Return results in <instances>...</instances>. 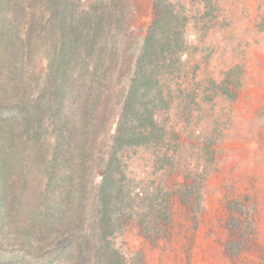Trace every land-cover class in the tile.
Here are the masks:
<instances>
[{
  "label": "rangeland",
  "instance_id": "obj_1",
  "mask_svg": "<svg viewBox=\"0 0 264 264\" xmlns=\"http://www.w3.org/2000/svg\"><path fill=\"white\" fill-rule=\"evenodd\" d=\"M162 1L183 30L161 83L162 139L125 153L122 184L135 201L107 239V261L88 250L86 264H264V0ZM158 2L121 3L128 31L97 116L96 184L120 113L113 96L128 84L129 49L142 46ZM9 249L0 264L70 260Z\"/></svg>",
  "mask_w": 264,
  "mask_h": 264
},
{
  "label": "trees",
  "instance_id": "obj_2",
  "mask_svg": "<svg viewBox=\"0 0 264 264\" xmlns=\"http://www.w3.org/2000/svg\"><path fill=\"white\" fill-rule=\"evenodd\" d=\"M122 1L0 0V257L17 246L69 264H86L88 250L112 253L107 239L135 201L122 184L125 153L161 142L162 78L183 36L159 0L142 46L129 49L96 184L97 116L128 31Z\"/></svg>",
  "mask_w": 264,
  "mask_h": 264
}]
</instances>
